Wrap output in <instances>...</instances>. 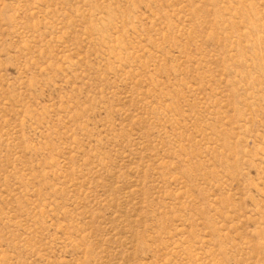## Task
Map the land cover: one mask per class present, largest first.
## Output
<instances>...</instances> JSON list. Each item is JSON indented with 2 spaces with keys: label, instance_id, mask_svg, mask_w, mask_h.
<instances>
[{
  "label": "rangeland",
  "instance_id": "obj_1",
  "mask_svg": "<svg viewBox=\"0 0 264 264\" xmlns=\"http://www.w3.org/2000/svg\"><path fill=\"white\" fill-rule=\"evenodd\" d=\"M0 264H264V0H0Z\"/></svg>",
  "mask_w": 264,
  "mask_h": 264
}]
</instances>
